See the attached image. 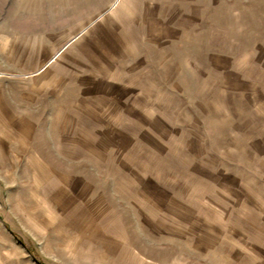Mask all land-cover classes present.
Masks as SVG:
<instances>
[{
	"label": "rangeland",
	"instance_id": "obj_1",
	"mask_svg": "<svg viewBox=\"0 0 264 264\" xmlns=\"http://www.w3.org/2000/svg\"><path fill=\"white\" fill-rule=\"evenodd\" d=\"M0 264H264V0H0Z\"/></svg>",
	"mask_w": 264,
	"mask_h": 264
}]
</instances>
